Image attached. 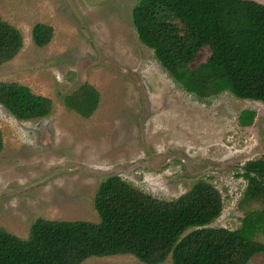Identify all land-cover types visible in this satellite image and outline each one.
Segmentation results:
<instances>
[{
    "label": "rangeland",
    "instance_id": "1",
    "mask_svg": "<svg viewBox=\"0 0 264 264\" xmlns=\"http://www.w3.org/2000/svg\"><path fill=\"white\" fill-rule=\"evenodd\" d=\"M264 4V0H253ZM138 0H1L0 18L17 28L24 48L0 66V84L18 83L53 101L52 114L21 122L0 105V229L22 239L37 219L100 223L95 198L118 176L157 199L171 201L200 180L217 187L224 209L212 227L237 230L260 210L242 203L249 161L264 159V105L230 92L207 99L176 83L144 46L133 23ZM54 29L46 48L36 25ZM210 56L204 49L192 63ZM90 84L101 94L84 119L64 98ZM256 112L250 127L244 111ZM259 240L264 242V237ZM84 264H144L130 255ZM163 264H174L170 257ZM249 264H264V254Z\"/></svg>",
    "mask_w": 264,
    "mask_h": 264
},
{
    "label": "trees",
    "instance_id": "2",
    "mask_svg": "<svg viewBox=\"0 0 264 264\" xmlns=\"http://www.w3.org/2000/svg\"><path fill=\"white\" fill-rule=\"evenodd\" d=\"M1 1V0H0ZM133 23L141 43L188 93L207 99L230 92L264 105V4L253 0H138ZM54 29L38 24L34 44L46 48ZM24 37L0 18V66L15 59ZM210 56L191 65L204 49ZM100 92L90 84L64 98L67 110L90 119ZM0 105L21 122L49 117L53 101L18 83L0 84ZM256 112L244 111L243 127ZM4 150L0 127V154ZM240 200L260 210L248 212L237 230L212 227L224 209L222 192L200 180L183 196L165 201L121 177L103 182L95 198L100 223L37 219L22 239L0 229V264H84L92 258L130 255L144 264H249L264 254V159L249 161Z\"/></svg>",
    "mask_w": 264,
    "mask_h": 264
}]
</instances>
